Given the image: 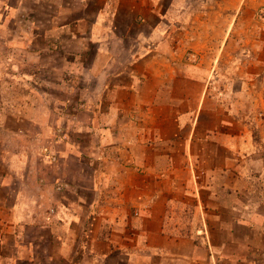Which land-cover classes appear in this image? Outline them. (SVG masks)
I'll return each instance as SVG.
<instances>
[{"label": "crops", "instance_id": "0c3cea01", "mask_svg": "<svg viewBox=\"0 0 264 264\" xmlns=\"http://www.w3.org/2000/svg\"><path fill=\"white\" fill-rule=\"evenodd\" d=\"M40 1L72 78L0 99V264H264V0Z\"/></svg>", "mask_w": 264, "mask_h": 264}, {"label": "rangeland", "instance_id": "374dc122", "mask_svg": "<svg viewBox=\"0 0 264 264\" xmlns=\"http://www.w3.org/2000/svg\"><path fill=\"white\" fill-rule=\"evenodd\" d=\"M41 5L43 9L40 8ZM50 14V8H44V4L40 0H0V99L7 96L19 98L20 95H31L34 97L35 92H37L34 89L35 81L44 82L43 91L50 94V89L53 88L55 82L63 84L62 82L72 78L65 69H62L64 68L65 58L56 55L52 59L49 56L50 51H45L47 57L41 60V62L49 70L54 66L55 73L47 70L48 72L45 71V73L41 74L39 71H36L37 67L41 65L39 51L46 44H50V41H46L43 37L46 32H50L51 30V24L49 23ZM77 15H82L81 9L76 10ZM92 18L89 20L92 21ZM90 27V25H85L79 29L78 26V29L80 32L89 31ZM72 47L78 51L81 48V43L76 41ZM6 81L11 82V84L8 86L7 84L9 83H5ZM46 82H48V85ZM50 82H52V85H50ZM77 84L82 86L83 83L79 81ZM53 91L59 97L65 98V89L60 87L53 89ZM79 95L76 94L75 97L77 98ZM60 123L65 125L67 122ZM73 138L83 140V137L79 135L77 137L73 136ZM190 161L188 159L189 164ZM191 170L194 183L181 186L182 192L193 191L197 194L201 193V196H203V207L225 210L227 203V192L224 184L226 174L224 172L216 174L214 175L213 183L206 184V180V183L203 182L205 177L195 179L196 175L200 176V173H203V170H200L196 166L195 170ZM189 175L190 173L187 171L186 177H189ZM214 180H216V184ZM212 194H215L217 197H211ZM194 204H196L194 197L187 195V206L194 207ZM222 239L223 235L218 234V240ZM222 264H226V262Z\"/></svg>", "mask_w": 264, "mask_h": 264}, {"label": "built area", "instance_id": "2783aa9c", "mask_svg": "<svg viewBox=\"0 0 264 264\" xmlns=\"http://www.w3.org/2000/svg\"><path fill=\"white\" fill-rule=\"evenodd\" d=\"M56 134L59 135L60 137H63V136H62V135H63V126H58V127L56 128ZM56 159H57L56 156H53V157H52V160H53V161H55ZM63 188H64V185H59V186L57 187L58 190H62Z\"/></svg>", "mask_w": 264, "mask_h": 264}]
</instances>
